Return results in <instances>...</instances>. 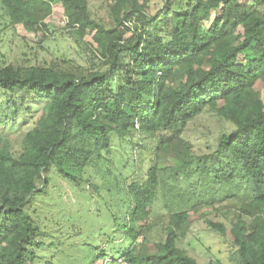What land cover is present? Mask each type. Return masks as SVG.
<instances>
[{"label":"trees","instance_id":"obj_1","mask_svg":"<svg viewBox=\"0 0 264 264\" xmlns=\"http://www.w3.org/2000/svg\"><path fill=\"white\" fill-rule=\"evenodd\" d=\"M90 1L0 0V34L42 33L44 51L60 4L76 49L49 61L0 55V264H78L69 235L94 198L121 221L113 215L117 236H104L91 264H117V251L126 264H203L178 246L189 212L228 201L229 252L264 264V0H162L154 14L147 0H108L110 28L91 18ZM205 113L223 131L198 155L184 135ZM20 115L33 123L13 153L5 131ZM194 176L199 189L187 191Z\"/></svg>","mask_w":264,"mask_h":264},{"label":"rangeland","instance_id":"obj_2","mask_svg":"<svg viewBox=\"0 0 264 264\" xmlns=\"http://www.w3.org/2000/svg\"><path fill=\"white\" fill-rule=\"evenodd\" d=\"M147 1L150 14L157 12L162 4V0ZM109 6L110 2L108 0H91L89 3L91 18L105 28H110L113 25L109 13ZM47 22L48 34H51L50 40L52 41L50 49H45L46 51H44L41 48L42 33L29 34L20 26H17L14 31L0 34V55L9 62L17 63H22L23 60L32 59L35 56L38 58L43 56L49 61L50 56H55L53 50L60 49L61 51H69L68 55L71 58H76V49L70 47L73 42L72 37L60 29L61 26L65 25L63 9L60 4L53 7V13ZM85 40L90 43V36H87ZM255 91L264 103V85L260 82L257 83L255 85ZM5 104V97L0 94V119H3L5 116ZM30 117L31 115H20L17 119L13 120V122H8L9 126L6 128L5 134L9 137L8 139L13 153L19 152L23 135L32 127L33 117ZM222 128L223 124H221L220 120L214 114L205 113L186 130L184 137L193 145L196 154L205 155L211 152L209 150L214 147V141L223 131ZM136 142L137 138L134 136L132 143L135 144ZM197 179L198 177L194 176L193 179L182 186L187 185V191H195L197 187L198 191L199 187L194 185L195 182L198 181ZM61 194L65 203H67L68 200L71 203L74 202L70 191L67 189H63ZM113 204L112 202L106 203L96 198L91 202H81L80 210L85 211V209H87V214H89L84 218V222L81 226L75 225V228L71 229L72 231L70 234L72 235H69L72 245H75L79 249L78 255H75V262H79L78 264H91L93 258L92 249L103 246L100 242L104 243L106 241V236H117L118 231H114L116 228L112 219L114 215L115 217H119L120 222L121 213L117 212L116 205ZM234 204V201H228L214 206L212 210L208 207L202 208L198 212H189L187 229L181 238H179L178 246L199 263L237 264L235 257L229 252V228L230 221L235 214L233 208ZM207 222L222 225L225 229V235L221 237L214 230H211ZM77 226L79 229H77ZM161 226L162 225L153 226L148 237L151 245L152 243L158 242L161 237ZM112 246H114V244L108 245V247ZM114 247L116 248V246ZM123 247H125V245ZM151 248L152 247H150V250ZM118 252L119 251L112 254L113 259H118ZM68 255L70 254L68 253Z\"/></svg>","mask_w":264,"mask_h":264},{"label":"built area","instance_id":"obj_3","mask_svg":"<svg viewBox=\"0 0 264 264\" xmlns=\"http://www.w3.org/2000/svg\"><path fill=\"white\" fill-rule=\"evenodd\" d=\"M116 263H117V264H126V263H124L122 260H120L119 258L116 260Z\"/></svg>","mask_w":264,"mask_h":264}]
</instances>
